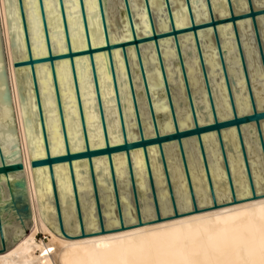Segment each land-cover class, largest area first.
Returning a JSON list of instances; mask_svg holds the SVG:
<instances>
[{"label":"bare ground","instance_id":"bare-ground-1","mask_svg":"<svg viewBox=\"0 0 264 264\" xmlns=\"http://www.w3.org/2000/svg\"><path fill=\"white\" fill-rule=\"evenodd\" d=\"M253 1L256 8L264 6V0H262L261 4L255 3V0ZM63 2L70 33L71 48L74 51L85 49L78 1L63 0ZM129 2L134 13L133 17L137 33L140 36L149 35V25L141 0H129ZM170 3L176 27L187 26L188 17L184 1L170 0ZM23 4L29 28L32 55L34 57L45 56L46 50L37 0H23ZM43 4L52 46L57 53H63L66 51V46L58 1L43 0ZM149 4L157 31H167L169 25L162 0H149ZM84 6L88 19L91 45L93 47L101 46L104 42L98 14L91 17L92 14L97 12L96 2L95 0H84ZM211 6L213 12L218 14L219 17L228 16L225 0H211ZM121 7V0H107L106 19L110 38L114 42L130 39L126 23L120 21L118 16V9ZM192 9L196 22L200 23L208 20L203 0H198L197 4L192 5ZM235 11H246L245 0H237ZM0 26L12 107L16 118L22 162L32 210V230L21 241L5 253L0 254V264H264V197L118 232L74 240L62 237L56 227V216L47 171L46 169L34 170L30 165L31 160L42 158L44 151L39 127L33 123L37 113L34 96L30 90V78L27 77L21 80L23 72L17 71L13 67L15 59L26 58L16 0H0ZM237 27L247 68L250 72L249 76L254 84L255 102L258 109H264L263 75L258 61L251 25L249 21H243ZM259 30L264 48V17L259 19ZM218 33L222 49L225 51L228 73L233 76L235 86L239 88L238 94L234 95L236 109L239 114H247L250 110L249 102L244 94L245 85L231 26L224 25L219 27ZM11 34L14 35L16 42L15 54H13L10 47ZM199 38L203 49L206 70L209 77L212 78L211 83L214 85V89L218 91L217 104L222 111L219 116L224 119L228 118L229 106L224 84L222 78L217 80V76L220 74V66L211 32H200ZM171 43V40H163L160 42V48L168 81L174 89V104L176 107L180 102L183 104V107L176 108L178 126L180 129H185L192 126V121L188 108L184 105L185 92L179 68L174 64L176 55ZM180 47L182 53H185L186 50H190L193 53L190 58H184L187 76L194 95L199 97L198 102L207 105L199 64L189 35L180 39ZM141 52L149 91L153 99L154 111L161 117L159 131L162 134L170 133L172 132V123L166 99L159 96L162 89V81L155 53L151 46L145 47ZM113 58L118 84L121 85L119 88L121 104L125 105L123 114L128 140H136L137 134L134 130L136 125L119 51L114 52ZM129 59L132 67L136 66L134 52L131 50H129ZM74 62L89 143L91 147L99 148L103 146V141L88 58H76ZM94 62L110 142L118 144L121 139L106 57L102 54H96L94 55ZM55 71L68 140L71 150L78 151L82 148V137L68 61H60ZM36 76L45 114V126L50 152L52 155L62 154V135L48 65L37 66ZM139 90L141 88L137 89V91ZM20 91L25 97L23 105H21L19 100ZM140 116L145 133L151 135L152 127L144 105L141 107ZM25 118L30 119V124L25 123ZM262 133L264 138V123L262 125ZM254 134L255 131L252 128L246 129V138L244 140L254 187L257 194H260L264 190V165ZM223 139L232 148V152L227 153V159L237 198H247L250 195V191L235 132L233 130L224 131ZM203 141L216 198L218 202H222L226 198L229 199L230 194L218 144L214 135L210 134L204 136ZM174 152L175 149L173 147L168 149L167 156L172 188L178 209L186 211L191 208V204L184 175ZM149 155L160 211L162 215H168L171 213L170 202L161 165L156 162V150L154 148L149 149ZM113 161L124 220L126 224H130L135 222V218L132 214L131 191L124 155L114 156ZM131 162L139 193L142 217L144 220H148L153 216V211L145 165L140 150L131 153ZM86 168L87 166L84 162L74 164L84 226L87 231H96L98 225ZM188 168L198 206L204 207L210 204L205 175L195 146H191L188 152ZM94 170L97 172L96 181L105 227H116L118 221L115 215L106 160L104 158L95 159ZM54 179L64 225L68 232L78 233L67 168L63 166L54 167ZM50 227L53 229H50ZM39 234L48 235L50 244L46 245L42 241H38L37 235Z\"/></svg>","mask_w":264,"mask_h":264},{"label":"water","instance_id":"water-1","mask_svg":"<svg viewBox=\"0 0 264 264\" xmlns=\"http://www.w3.org/2000/svg\"><path fill=\"white\" fill-rule=\"evenodd\" d=\"M57 1L66 51L63 53H57L53 48L48 32L43 0H37L46 55L42 57H34L32 55L29 28L26 21L23 0H16L26 58L20 60L15 59L13 62V67L15 70L23 72L21 80L27 77L30 78V90L34 96V103L37 113V117L34 119L33 123L35 126L39 127L44 151V156L39 159L31 160L30 165L34 170L46 169L47 171L51 188L52 203L56 216V227L58 233L62 237L74 240L110 232H118L135 227L155 224L166 220L176 219L183 216L215 210L224 206L234 205L240 202L256 200L258 198L264 197V190L260 194H257L255 190L244 140L246 138V129L252 128L255 131L254 138L258 143L264 165V138L262 133V125L264 123V109H258L255 102L253 93L254 84L251 82L249 76L250 72L247 68V62L242 49L241 39L237 27L238 24L243 21H249L251 25L264 83V48L262 46L259 30V19L264 17V6L256 8L254 6L253 0H245L246 11L236 12L235 8L237 6V0H225L228 16L219 17L218 14L214 13L212 10L211 0H203L207 10L208 20L199 23L196 22L192 9V5L197 4L198 0H183L188 17V25L185 27H176L170 0H162L169 29L167 31L159 32L157 31L153 21L149 0H141L148 21L150 34L140 36L135 28L133 17L134 13L131 10L129 0H121L122 7L118 9V16L120 21L126 23L130 39L121 42H114L110 38L106 19L107 0H95L97 12L92 14L91 17L98 14L104 44L93 47L90 41L88 19L84 6V0H77L85 39V49L74 51L71 48L70 33L66 20L64 2L63 0ZM255 3L261 4L262 0H255ZM224 25L231 26L241 74L245 85L244 94L247 96L249 102L250 110L247 114H239L236 109L234 95L238 94L239 88L235 86V80L233 76L229 75L228 73V64L225 61V51L222 49L221 40L218 33L219 27ZM204 31L211 32V37L218 57L220 74L217 76V80H221L222 78L229 106V117L225 119L219 116L222 111L218 108L217 104L219 97L218 91L214 89L215 87L211 83L212 78L209 77L204 63L203 49L199 38V33ZM186 35H189L193 42L194 53L199 64L202 85L204 87L208 107L206 104H200V102H198L199 97L194 95L189 83L184 58H190L193 53L190 50H186L185 53H182L180 47V39ZM163 40H171V45L174 47L176 55V61L174 64L179 68L180 71L185 92L184 105L187 106L192 121V126L190 128L180 129L178 126L176 108L183 107V104L180 102V104H177V107L174 104V89L168 81L161 54L160 42ZM9 42L12 52L15 54L16 42L13 34L10 35ZM147 46L152 47L156 56L157 67L162 81V89L159 93V96H162L166 99L168 113L172 123V132L166 134H162L159 131V121L161 117L154 111L153 99L149 91L146 70L142 60L141 51ZM129 50L134 52L136 66L132 67L131 65L129 59ZM115 51H119L123 62L125 81L130 96L132 112L136 125L134 129L137 134L136 140H128L127 136V128L123 114V108H125V105L121 104L119 91L121 85L118 84L113 58ZM96 54L104 55L107 61V70L110 75L114 106L116 108L119 125V136L121 139L120 143L118 144H112L110 142L109 131L107 129V121L104 114L94 62V55ZM81 57L88 58L90 67L91 80L95 94L96 107L103 141V146L99 148L90 146L87 127L84 120L82 99L76 77L74 62L76 58ZM63 60H67L69 63L76 100V108L80 122L82 148L78 151L71 150L64 121V112L60 99L59 87L56 79V66L60 61ZM43 64H47L50 70L55 104L62 135L63 153L58 155H52L50 152L47 130L45 126V114L40 99L36 76V67ZM138 88H141V90L137 91ZM19 100L21 105H23L25 97L21 91L19 92ZM12 105L9 77L6 66V56L0 26V254H3L9 250L24 237H26L32 230V210L27 181L24 173V165L22 162L16 118ZM142 105L145 106V112L147 113L151 123V135H148L144 131L143 121L140 116ZM25 123L30 124V119L25 118ZM227 130H233L236 135L238 148L250 191V195L247 198L239 199L236 195L235 186L233 184V179L227 159V153H231L232 148L229 146V143L223 139V132ZM209 134L214 135L217 141L230 194V198H226L222 202H218L216 198L209 171L205 143L203 141V137ZM191 146H195L197 148L200 163L202 165L206 179L210 204L204 207L198 206L188 168V152ZM172 147L175 149L174 153L176 160L180 164L181 170L183 172L191 204V208L186 211H180L178 209L172 188L167 158L168 149ZM151 148H154L157 152L156 162L161 165L164 176L171 208V213L168 215H162L160 211L157 192L154 184L151 159L149 155V149ZM138 150L142 152L143 156L146 177L149 185L151 207L153 211V216L148 220H144L142 217L139 193L136 187V181L131 162V153ZM116 155H124L126 162V170L132 199V214L135 218V222L130 224H126L124 220L119 188L116 182L113 161L114 156ZM100 158H104L106 160L108 167L110 185L114 200L115 215L118 221V225L113 228L105 227L100 194L96 181L97 172L94 170V160ZM79 162H84L87 166V176L91 187L93 205L98 225V229L96 231H87L84 226V219L82 216V209L74 173V164ZM56 166L66 167L68 171L76 221L78 225V233L68 232L63 222L54 179V167ZM50 229L53 228L50 227Z\"/></svg>","mask_w":264,"mask_h":264},{"label":"rangeland","instance_id":"rangeland-1","mask_svg":"<svg viewBox=\"0 0 264 264\" xmlns=\"http://www.w3.org/2000/svg\"><path fill=\"white\" fill-rule=\"evenodd\" d=\"M37 240L38 241H42L44 244H50V237L48 235H37Z\"/></svg>","mask_w":264,"mask_h":264}]
</instances>
